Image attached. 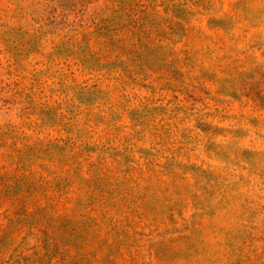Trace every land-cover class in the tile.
<instances>
[{"label": "rangeland", "instance_id": "obj_1", "mask_svg": "<svg viewBox=\"0 0 264 264\" xmlns=\"http://www.w3.org/2000/svg\"><path fill=\"white\" fill-rule=\"evenodd\" d=\"M0 264H264V0H0Z\"/></svg>", "mask_w": 264, "mask_h": 264}]
</instances>
